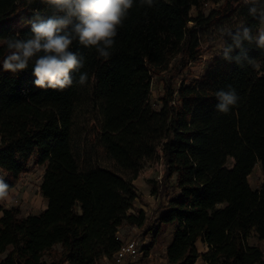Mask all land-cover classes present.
Here are the masks:
<instances>
[{"label":"trees","instance_id":"1","mask_svg":"<svg viewBox=\"0 0 264 264\" xmlns=\"http://www.w3.org/2000/svg\"><path fill=\"white\" fill-rule=\"evenodd\" d=\"M44 7L0 0V62L4 38L30 34L21 25ZM248 7L243 0L134 7L107 60L74 44L85 57L86 86L74 74L63 91L40 89L31 66L12 73L0 63V170L11 190L31 161L43 166L46 199L44 210L26 216L0 201V264L112 260L123 243L120 226L146 222L143 210L129 212L139 197L133 181L145 162L159 158L164 172L153 193L165 199L142 246L146 254L166 234V264L199 257L206 264H264V252L248 243L264 239V49L246 43L255 63L243 67L214 50L197 78L180 79L202 57L208 28H262ZM156 78L159 108L151 102ZM229 85L240 99L224 114L215 93ZM257 165L262 181L254 188L248 177ZM199 240L206 251H198Z\"/></svg>","mask_w":264,"mask_h":264},{"label":"clouds","instance_id":"2","mask_svg":"<svg viewBox=\"0 0 264 264\" xmlns=\"http://www.w3.org/2000/svg\"><path fill=\"white\" fill-rule=\"evenodd\" d=\"M35 3L36 0H29ZM158 0H39L45 7L33 8L23 26H30V34L22 37L11 35L3 40L5 49L2 67L4 71L18 73L31 66L34 85L40 89L63 91L74 83L86 86L89 81L85 57L74 50V44L95 50L98 57L107 60L112 55L116 37L134 7H153ZM248 5V14L264 25V0H243ZM223 41L221 58L238 66L254 65L250 49L255 44L264 49V28L253 33L246 23L240 22L235 29H218ZM216 110L227 114L237 106L240 97L228 86L215 93ZM10 194V186L0 176V201Z\"/></svg>","mask_w":264,"mask_h":264},{"label":"rangeland","instance_id":"3","mask_svg":"<svg viewBox=\"0 0 264 264\" xmlns=\"http://www.w3.org/2000/svg\"><path fill=\"white\" fill-rule=\"evenodd\" d=\"M210 6V4L208 5ZM209 11L207 7L205 13ZM264 28V25L261 26ZM203 40V55L194 63H190L184 72L180 75L181 78L192 79L197 78L203 71L207 59L212 51L219 50L222 46V41L218 29L215 27L208 28L202 35ZM175 58L172 62H176ZM165 76V78H167ZM157 79V78H156ZM151 91V102L154 107L159 108L160 103L158 97L162 92L161 80H155ZM233 164L232 159H229L228 166ZM44 167L34 162H30V166L27 171L23 172L17 180L15 186L10 190L8 198L1 201L5 207L18 206L20 209V216H26L29 214H38L46 208V199L43 197L40 191V184L42 181V175ZM164 172L163 159L159 158L157 161L145 162L139 176L133 181L139 197L134 203L133 209L129 212L138 214L140 210H143L146 215V222L142 227L123 224L118 229V236L123 242L135 239L139 246H147L151 241L153 231L150 230L155 219L158 216L157 207L160 201H164V196L153 193V188L160 183L161 177ZM0 176L5 177V174L0 170ZM248 180L252 187L256 188L262 181V173L260 166L257 165L252 173L249 175ZM164 234L158 243L154 245L152 249L146 254L145 249H141L139 255L135 258H127L123 264H166L164 251L167 238ZM250 245L257 246L262 252H264V239L251 236L248 239ZM55 249L59 250V246ZM197 249L200 252L207 250V245L200 240L197 242ZM6 252L2 255L4 256ZM49 260V257H45ZM98 264H113L112 260L102 259ZM195 264H206L205 261L199 257Z\"/></svg>","mask_w":264,"mask_h":264},{"label":"built area","instance_id":"4","mask_svg":"<svg viewBox=\"0 0 264 264\" xmlns=\"http://www.w3.org/2000/svg\"><path fill=\"white\" fill-rule=\"evenodd\" d=\"M142 246L135 239L123 242L112 257L113 264H123L127 258H135L139 255Z\"/></svg>","mask_w":264,"mask_h":264}]
</instances>
